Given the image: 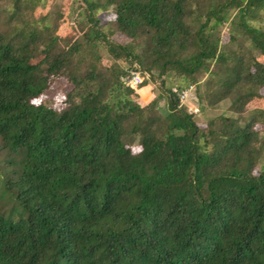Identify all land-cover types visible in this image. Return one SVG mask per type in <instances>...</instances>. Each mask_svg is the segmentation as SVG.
<instances>
[{"label":"trees","instance_id":"16d2710c","mask_svg":"<svg viewBox=\"0 0 264 264\" xmlns=\"http://www.w3.org/2000/svg\"><path fill=\"white\" fill-rule=\"evenodd\" d=\"M11 1L25 15L36 0ZM80 1L81 37L60 51L47 21L0 32V264H264V29L244 18L264 0ZM109 8L105 32L94 15ZM237 36L247 60L225 47ZM73 57L84 72L64 70ZM123 64L159 91L125 86ZM64 76L58 103L35 102ZM189 83L201 112L227 98L228 111L197 124L170 90Z\"/></svg>","mask_w":264,"mask_h":264},{"label":"rangeland","instance_id":"374dc122","mask_svg":"<svg viewBox=\"0 0 264 264\" xmlns=\"http://www.w3.org/2000/svg\"><path fill=\"white\" fill-rule=\"evenodd\" d=\"M35 1V0H34ZM213 1H221V0H213ZM11 0H0V32L2 33H10L13 31L14 27H21L24 20H22V17L30 18V20L35 21V24L41 25L44 21H47L50 26L56 27V33L55 35L60 38L59 44H56L55 52L60 51L63 49V41H69L75 37L80 36L81 33L77 32V30L71 26L72 19L77 16H75L77 7L80 5V0H36L35 1V7H33L30 10V14L27 11V14H23L21 12H18L16 15H12V9L10 4ZM211 0H189L190 8H192L194 11H197L198 8L207 5ZM34 3V2H33ZM9 7V8H8ZM8 8V12L6 9ZM235 13V9L232 8L229 11V19L233 16ZM30 15V16H29ZM253 15V17H252ZM258 15V16H256ZM255 16V18H254ZM95 18L98 20V25L101 27V29L105 32H110L112 30V27L110 26V22L114 18L113 11L109 8L106 11L99 10L94 15ZM23 18V19H24ZM48 20H47V19ZM245 20L243 19H235L233 24H230L229 22L224 23L221 27H219V35L222 42L227 41L228 34H232L229 30V27H233L234 31L239 30L241 32L242 24L245 22L246 24H249L253 27H259L261 29H264V10L258 11L256 13H252L250 15H245ZM37 21V22H36ZM15 25V26H14ZM78 34V35H77ZM77 35V36H76ZM110 39L118 41V42H127V39L120 34L118 31L114 30L111 31ZM245 36H237L235 39V42L229 41L225 44V47L229 51H236L238 53V56H240L243 60H247L248 57V42L245 41ZM73 59V60H72ZM69 64L66 66L64 70H72L73 68H77L80 72L85 71L86 63H79L78 65H74L76 63L75 57H73ZM123 68L127 69L126 76L122 77V82L125 86L129 87V85H126L131 80V84L133 87V90L135 92L142 91L139 88V85L145 84L147 85L144 87V91L149 93H153L154 95L159 91L157 89L158 87V79L156 77L152 78L150 77L149 73L146 71L134 69L132 67H127L125 64L122 65ZM76 69V70H77ZM141 75L144 76L141 83H136V79H132L135 75ZM156 75V74H154ZM169 78V77H168ZM201 81L204 80V76L199 77ZM199 80V79H198ZM166 84L167 86L175 85V84H185L182 81L176 79V78H170ZM189 85H194L195 87V96L192 97V99L184 100L183 103H179L180 105L186 106V109L188 112H191L193 114V120L199 124L200 126H203L206 121L217 114H220L222 112H227L230 105V100L223 99L217 104H215L212 107H208L205 109V111L201 112L199 110V107L195 103L196 99V83H189L184 88L188 87ZM71 88V85L67 83L66 77H58L56 79H53L52 84L50 86V89L46 92V94L40 95L38 98L35 99V102H48L53 103L54 100L58 103L59 100L62 98V95L65 94L69 89ZM131 88V87H129ZM132 89V88H131ZM138 90V91H137ZM153 90V91H152ZM264 90L260 89L258 94H262ZM163 93V91H162ZM148 95V96H149ZM260 102L259 99L257 100H250L246 106L244 107L245 113L251 110H254L255 107H257V103ZM158 110L164 109L165 107V99L164 97L160 99L158 102ZM194 108H198L197 111H193ZM160 112V111H159ZM234 116H238V113H235ZM264 136V131L259 132L258 137V145L261 144V154L260 157L257 160V163L255 165V171L258 170V167H260L262 162V157L264 156V139L262 138ZM130 148H132L133 151L138 150V144L137 139H133L131 142L128 143ZM3 155L0 152V161L2 160ZM261 158V159H260ZM8 207V206H7Z\"/></svg>","mask_w":264,"mask_h":264},{"label":"built area","instance_id":"2783aa9c","mask_svg":"<svg viewBox=\"0 0 264 264\" xmlns=\"http://www.w3.org/2000/svg\"><path fill=\"white\" fill-rule=\"evenodd\" d=\"M143 77L144 76H141V75H135L132 77V79H136L137 82H135V85L136 83H141L142 80H143ZM126 85H129V87H131L132 89L135 88L132 86L131 84V80L126 83ZM172 92H174V94L176 95L177 99H178V102L179 103H183V101L186 99H192V97L195 96V87L194 85H189L188 87L186 88H182V89H177L176 87H171L170 89ZM198 108H194L193 111H197ZM191 113V112H190Z\"/></svg>","mask_w":264,"mask_h":264}]
</instances>
